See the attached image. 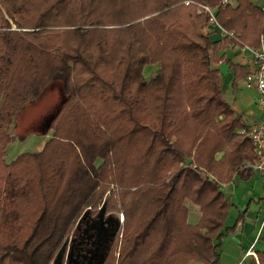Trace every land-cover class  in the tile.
<instances>
[{"label": "trees", "instance_id": "trees-1", "mask_svg": "<svg viewBox=\"0 0 264 264\" xmlns=\"http://www.w3.org/2000/svg\"><path fill=\"white\" fill-rule=\"evenodd\" d=\"M152 3L0 0V188L5 181L8 192L0 212V264H51L86 213H108L118 223L98 180L111 162L120 198L139 213L132 220L124 210L118 258L111 264L217 259L231 207L219 183L234 173L247 179L241 166L255 155L239 133L247 124L223 99L211 59L234 74L241 70L218 51L229 44L258 47L264 11L252 0ZM202 5L231 35L211 41L201 31L211 18ZM153 63L160 65L146 80L142 68ZM55 79L64 97L40 132L54 130L53 136L39 152L5 164L15 117ZM60 119L69 125L66 132L59 130ZM124 120L130 128H120ZM100 126L111 132L108 139ZM218 152L223 155L215 160ZM168 169L175 171L165 180ZM201 169L217 180H204ZM186 199L199 208L195 225L187 222ZM113 246L100 264H107ZM256 255L264 264V247Z\"/></svg>", "mask_w": 264, "mask_h": 264}, {"label": "crops", "instance_id": "crops-1", "mask_svg": "<svg viewBox=\"0 0 264 264\" xmlns=\"http://www.w3.org/2000/svg\"><path fill=\"white\" fill-rule=\"evenodd\" d=\"M206 31L211 41L221 40L223 37L221 30L215 26L209 25ZM218 54H223L225 59L231 60L241 68L234 74L225 63L221 61L214 63L219 70L223 99L235 114L241 116L245 124L251 125L260 121L262 114L256 104V90L254 85H246L244 74L242 75L243 71H247L248 53L236 45L229 44L225 49L218 51ZM155 69L154 65H151L146 72ZM236 77L237 83L233 88ZM222 155L223 152L216 153L215 160H219ZM253 160L241 166V170L249 171L247 179L234 173L229 180L219 183L220 190L230 201L231 207L220 231L222 238L218 250H224L228 259H244L249 263L258 264L256 252L264 247V236H261L264 233V177L251 167ZM201 176L204 180L206 178L217 180L213 175H209L212 176L209 179L204 172ZM185 205L187 207L186 202ZM199 218L200 213L193 206L191 210L187 207V222L190 225H195ZM213 242L216 244L218 241L213 240Z\"/></svg>", "mask_w": 264, "mask_h": 264}, {"label": "rangeland", "instance_id": "rangeland-1", "mask_svg": "<svg viewBox=\"0 0 264 264\" xmlns=\"http://www.w3.org/2000/svg\"><path fill=\"white\" fill-rule=\"evenodd\" d=\"M152 1L155 0H147V3L150 5H153ZM255 4L259 3L261 0H252ZM138 5L141 6L140 3ZM137 8V7H136ZM142 8V7H141ZM146 18V16L142 17L140 20H143ZM9 22L11 24V29H15V25L13 24L12 20L9 19ZM209 25L205 23V25L202 26L201 31L204 34H207L206 28ZM212 58V57H211ZM154 65L155 70H152L151 72H146L149 66ZM160 63H153V64H146L142 68V73L143 76L146 80L149 78L155 76L156 71L159 67ZM211 68L216 69L214 62L211 59ZM60 80L55 79L49 84L43 91L42 94L40 95L39 98L29 100L25 103L21 111L17 114V116L14 119V122L12 126L9 128V133L13 136V139L7 144L6 151H5V164L11 163L14 161L20 154L25 153V152H39L46 141L53 136L54 130H49V132L45 135L40 134V132L45 128L49 120L56 114L58 109L60 108V104L63 100V93L61 91V86H60ZM244 89V88H243ZM89 110V109H88ZM128 113L125 112L123 114L124 118L127 116ZM59 130L61 131H67L68 124H65L64 122L61 123V119L59 121ZM120 128H130L131 125H128L127 121H121L119 123ZM128 126V127H127ZM99 127V126H97ZM101 127V126H100ZM103 127H101L102 129ZM103 139H108L111 135V132L109 130L103 128V134H102ZM171 142L175 140L174 136L171 137ZM117 151V150H116ZM115 151V152H116ZM114 152V154H116ZM118 152L122 153L121 147H119ZM113 152L108 154V158L111 160V157L113 155ZM191 158V157H190ZM121 160H123L121 158ZM101 160L96 161V165L100 164ZM195 166V163L192 161L191 162V167ZM121 172V169H119ZM175 169H168L164 175H165V180H168V176L173 173ZM202 172L205 173L203 169H201ZM131 173V171H126ZM125 173V172H124ZM100 176L98 180L103 181V184L101 186H105V195L104 199H107L109 201L108 204V209L107 212H112L115 215H118L119 222L121 223V229L118 235V238L115 240V244L110 252L107 264H111L112 262H115V260L118 258V248L120 246V239L122 236V232L124 231V228L122 226L124 217H126V211L127 210V215L129 216V219L135 220L136 218L139 217V213L132 214L131 210L129 209V200H122L120 198V195L118 192H121V189H119L118 183L115 181V166L111 162L109 164V168H105L103 173H99ZM207 176V174H206ZM209 179L212 178V176H208ZM34 180V179H32ZM8 192H6L5 189V181L2 182L1 188H0V212L5 208V198L7 197ZM187 203V207L191 210V207L197 212L200 213L198 207L193 204L190 200L186 199L184 201ZM102 202H99L98 205L100 206ZM186 206V205H185ZM97 207V208H98ZM186 207V208H187ZM123 218V219H122ZM70 236V235H69ZM69 236L66 240L65 245L67 246ZM262 237L264 236V233L261 235ZM64 245V246H65ZM218 256L217 259L210 264H251L249 261H244V259H228L225 256L224 250L219 251L218 248L216 250ZM65 261V259H63ZM63 261V262H64ZM232 261V263H231ZM52 264V263H51ZM188 264H199L195 263L194 261L189 262Z\"/></svg>", "mask_w": 264, "mask_h": 264}, {"label": "flooded vegetation", "instance_id": "flooded-vegetation-1", "mask_svg": "<svg viewBox=\"0 0 264 264\" xmlns=\"http://www.w3.org/2000/svg\"><path fill=\"white\" fill-rule=\"evenodd\" d=\"M119 227L114 217L108 213L100 214V211L89 213L80 220L73 235L69 237L67 246L65 245L63 249L61 264L95 262L96 257L102 254L104 256L114 245ZM68 253H71L70 257Z\"/></svg>", "mask_w": 264, "mask_h": 264}, {"label": "built area", "instance_id": "built-area-1", "mask_svg": "<svg viewBox=\"0 0 264 264\" xmlns=\"http://www.w3.org/2000/svg\"><path fill=\"white\" fill-rule=\"evenodd\" d=\"M227 0H223L226 3ZM185 3H188L186 1ZM260 9L264 11V1H259L258 3ZM204 12H208L211 16L209 25L215 26L225 34H229L222 30L217 24L214 18V11L208 6H201ZM248 53L247 62V75L245 77V83L247 86L254 85L257 93L256 104L261 111L260 121L242 127L239 133L248 139L252 145L254 152V160L250 164L257 172H259L264 177V34L260 35L259 46L254 48L244 47ZM123 219V218H122Z\"/></svg>", "mask_w": 264, "mask_h": 264}, {"label": "water", "instance_id": "water-1", "mask_svg": "<svg viewBox=\"0 0 264 264\" xmlns=\"http://www.w3.org/2000/svg\"><path fill=\"white\" fill-rule=\"evenodd\" d=\"M89 210V209H87ZM88 214L86 213L85 215H83V217H81L82 219L87 216ZM81 220V219H80ZM79 220V222H80ZM79 222L77 223V226L79 224ZM118 224L120 225L121 223L119 222V219H118ZM65 246H63L55 255L54 259H53V262L52 264H61V260H62V256H63V249H64ZM71 253H68V257H70ZM103 255V254H102ZM102 255H99L98 257H96L94 260L95 262L91 263V264H100L102 262V259L104 256ZM69 258L67 259V262H69Z\"/></svg>", "mask_w": 264, "mask_h": 264}]
</instances>
